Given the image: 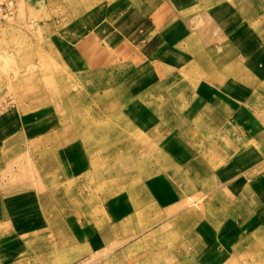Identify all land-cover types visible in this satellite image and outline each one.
Returning <instances> with one entry per match:
<instances>
[{
  "label": "crops",
  "instance_id": "0c3cea01",
  "mask_svg": "<svg viewBox=\"0 0 264 264\" xmlns=\"http://www.w3.org/2000/svg\"><path fill=\"white\" fill-rule=\"evenodd\" d=\"M105 1L114 33L78 48L102 54V37L153 75L125 82L123 101L99 97L130 130L83 118L96 147L43 155L38 118L0 115V264H76L140 241L162 244L161 264L180 249L189 264H264V0Z\"/></svg>",
  "mask_w": 264,
  "mask_h": 264
},
{
  "label": "rangeland",
  "instance_id": "374dc122",
  "mask_svg": "<svg viewBox=\"0 0 264 264\" xmlns=\"http://www.w3.org/2000/svg\"><path fill=\"white\" fill-rule=\"evenodd\" d=\"M117 6L116 1L104 0H19L14 20L0 23V115L38 118L32 126L40 130L34 138L41 139L42 154L50 147L81 144L82 139L96 147L94 143L103 138L90 133L84 136L83 118L90 119L95 127H115L116 134L129 129L118 118L122 107L116 108L112 99L106 106L101 105L99 97L111 92L123 101L124 83L143 81L153 75V70L142 67L146 63L144 56L134 67L131 57L114 51L116 47H109L102 37H97L104 47L102 54L78 48L88 34L97 36L99 30L114 33V21L120 16ZM71 52V61L79 58L77 69L66 65ZM84 66L87 72H77ZM26 127L31 124L26 123ZM110 134L105 139L107 147L115 142L113 132ZM112 171L107 163V176ZM133 245L120 250H96L76 264H161L162 244L155 243L153 248V243L140 241ZM27 256L21 255L14 264H26ZM191 258L189 251L180 249L170 264H189L192 261L187 259Z\"/></svg>",
  "mask_w": 264,
  "mask_h": 264
},
{
  "label": "built area",
  "instance_id": "2783aa9c",
  "mask_svg": "<svg viewBox=\"0 0 264 264\" xmlns=\"http://www.w3.org/2000/svg\"><path fill=\"white\" fill-rule=\"evenodd\" d=\"M19 0H0V23H9L14 20Z\"/></svg>",
  "mask_w": 264,
  "mask_h": 264
},
{
  "label": "bare ground",
  "instance_id": "6f19581e",
  "mask_svg": "<svg viewBox=\"0 0 264 264\" xmlns=\"http://www.w3.org/2000/svg\"><path fill=\"white\" fill-rule=\"evenodd\" d=\"M22 128H23V127H22ZM183 210H184V209H183ZM183 210H182V211H183ZM175 211H176V210H175ZM187 211H188V210H187ZM179 215H180V214H179ZM175 216H176V215H175ZM172 217H173V216H172ZM178 217H179V216H178ZM192 219H193V218H192ZM182 221H183V220H182ZM182 221H181V222H182ZM184 221H185V220H184ZM177 222H178V221H177ZM181 222H180V223H181ZM185 225H186V224H185ZM182 226H183V225H182ZM185 228H186V227H185Z\"/></svg>",
  "mask_w": 264,
  "mask_h": 264
}]
</instances>
